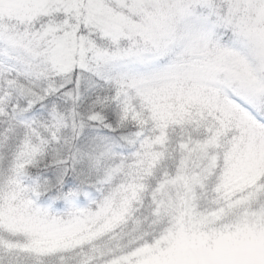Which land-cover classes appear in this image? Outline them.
<instances>
[{
    "label": "snow or ice",
    "instance_id": "obj_1",
    "mask_svg": "<svg viewBox=\"0 0 264 264\" xmlns=\"http://www.w3.org/2000/svg\"><path fill=\"white\" fill-rule=\"evenodd\" d=\"M0 264H264V0H0Z\"/></svg>",
    "mask_w": 264,
    "mask_h": 264
}]
</instances>
